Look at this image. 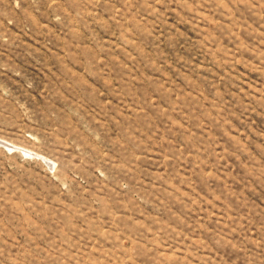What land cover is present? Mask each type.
Listing matches in <instances>:
<instances>
[{
  "label": "rangeland",
  "instance_id": "1",
  "mask_svg": "<svg viewBox=\"0 0 264 264\" xmlns=\"http://www.w3.org/2000/svg\"><path fill=\"white\" fill-rule=\"evenodd\" d=\"M0 140V264H264V0H0Z\"/></svg>",
  "mask_w": 264,
  "mask_h": 264
},
{
  "label": "water",
  "instance_id": "2",
  "mask_svg": "<svg viewBox=\"0 0 264 264\" xmlns=\"http://www.w3.org/2000/svg\"><path fill=\"white\" fill-rule=\"evenodd\" d=\"M0 145L3 146V145H8L5 141H1L0 140ZM45 163H47V161H45ZM50 163V162H49Z\"/></svg>",
  "mask_w": 264,
  "mask_h": 264
},
{
  "label": "bare ground",
  "instance_id": "3",
  "mask_svg": "<svg viewBox=\"0 0 264 264\" xmlns=\"http://www.w3.org/2000/svg\"><path fill=\"white\" fill-rule=\"evenodd\" d=\"M6 146H8V145H6Z\"/></svg>",
  "mask_w": 264,
  "mask_h": 264
}]
</instances>
